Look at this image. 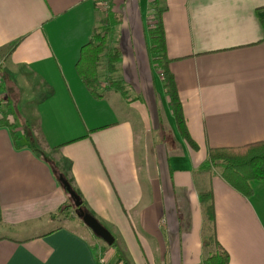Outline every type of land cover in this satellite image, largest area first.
<instances>
[{
  "label": "crops",
  "instance_id": "obj_1",
  "mask_svg": "<svg viewBox=\"0 0 264 264\" xmlns=\"http://www.w3.org/2000/svg\"><path fill=\"white\" fill-rule=\"evenodd\" d=\"M152 1L113 0L122 59L111 76L128 95L107 90L98 99L76 63L108 11L97 0H0V66L7 68L0 98H9L0 107L8 120L0 126V264H205L212 248L203 241L214 226L230 264H264V181H252L246 197L206 167L211 148L264 140V0L158 4L169 69L198 148L178 132L152 62ZM100 73L108 76L105 62ZM55 170L115 247H96L57 219L72 198ZM209 190L214 225L211 201L199 199Z\"/></svg>",
  "mask_w": 264,
  "mask_h": 264
},
{
  "label": "trees",
  "instance_id": "obj_2",
  "mask_svg": "<svg viewBox=\"0 0 264 264\" xmlns=\"http://www.w3.org/2000/svg\"><path fill=\"white\" fill-rule=\"evenodd\" d=\"M106 1L109 4L108 13L99 21L98 26L94 28L90 40L82 46L79 59L76 63V70L79 77L90 93L98 99L103 98L107 90H115L125 97L128 95L126 87L122 81L115 80L111 76L116 71L117 64L122 59V52L115 41V30L118 24H120L122 16L120 12L112 9L113 0ZM159 2L160 0L152 1L153 11L150 15V22L147 27L152 62L162 75L166 93L170 98V104L178 132L192 147L198 148L188 132L175 76L169 69L170 59L166 51V35L162 23L163 9L158 8ZM261 22L264 27V18L261 19ZM18 43L19 41L9 47L8 55L13 52ZM104 62L106 64L108 76L103 80L100 73V66ZM3 88L4 85L2 82L0 83V90ZM3 100V97L0 98V107L3 104ZM7 123V117L0 119V126ZM25 134L28 141L32 144V147L35 148L37 144L33 139V136L28 132ZM208 158L209 162L206 167L209 169H219L222 177L234 189L246 197H249L254 193L251 184L252 181H264V140L248 143L239 147L211 148L208 153ZM48 161L50 162V160ZM55 172L58 180H60L61 176L68 180L67 175L63 172H58L57 170H55ZM68 183L76 193L81 202V207L86 214L93 215L84 204L80 194L72 186L70 180H68ZM199 199L201 202L211 201L207 210L208 217L214 225L215 207L212 191L201 192L199 194ZM214 228L212 233L208 237H205L203 241V246L205 248H212L209 255L205 258V264H230V253L219 241ZM115 246L116 242H114L112 247Z\"/></svg>",
  "mask_w": 264,
  "mask_h": 264
},
{
  "label": "rangeland",
  "instance_id": "obj_3",
  "mask_svg": "<svg viewBox=\"0 0 264 264\" xmlns=\"http://www.w3.org/2000/svg\"><path fill=\"white\" fill-rule=\"evenodd\" d=\"M6 66L4 65L3 68H2V71L0 72V76L3 77L5 76V72L7 71L6 70ZM18 88V91L17 93L19 94V96L21 95V92H20V87H16ZM5 98V96H2ZM8 98V96H6ZM7 98L5 100H7ZM15 99V98H14ZM31 99H32V95H31ZM4 100V101H5ZM8 101H9V98H8ZM8 103V102H7ZM7 104L4 103L2 104L1 106V110H5L7 109L8 106H6ZM13 106V105H12ZM13 108V107H12ZM10 108V110L12 109ZM14 111V109H12ZM26 117H24L22 119V121L20 120V122H23V120H25ZM34 119V118H33ZM15 120V117L14 119ZM32 121V120H31ZM31 126L28 128V131L30 132L31 130ZM46 158V157H45ZM48 160V158H46ZM58 214V217L57 219H60L66 222H69L68 224L74 226L76 229H78L80 232H82L83 234H86L88 237H90V239L92 241H94L96 247L98 246H101V245H105L106 247H109L108 244L102 239V238H99L97 236L94 235V233L92 232V230L86 226V224L83 222V220L78 216V209L75 207L74 205V202L72 199H70V197L68 198V200H66V204L62 206V210L60 211V213H57ZM56 214V215H57ZM75 220L76 223H72L70 222L72 219ZM59 222V220H56L54 222H51V220H49V224H53L54 226L57 225V223Z\"/></svg>",
  "mask_w": 264,
  "mask_h": 264
},
{
  "label": "water",
  "instance_id": "obj_4",
  "mask_svg": "<svg viewBox=\"0 0 264 264\" xmlns=\"http://www.w3.org/2000/svg\"><path fill=\"white\" fill-rule=\"evenodd\" d=\"M60 181L63 184L66 191L70 194L75 207L78 209V216L83 220L87 227H89L95 236L102 238L108 245L112 246L115 242L113 234L108 228H106L94 215L86 214L81 207L76 193L72 190L71 185L63 176L60 177Z\"/></svg>",
  "mask_w": 264,
  "mask_h": 264
},
{
  "label": "built area",
  "instance_id": "obj_5",
  "mask_svg": "<svg viewBox=\"0 0 264 264\" xmlns=\"http://www.w3.org/2000/svg\"><path fill=\"white\" fill-rule=\"evenodd\" d=\"M97 4L99 6V8L103 11V12H107L109 9V4L106 0H97ZM0 82H1V78H0Z\"/></svg>",
  "mask_w": 264,
  "mask_h": 264
}]
</instances>
